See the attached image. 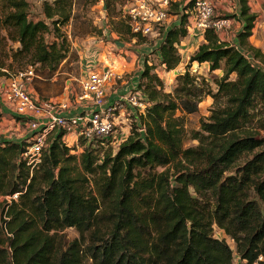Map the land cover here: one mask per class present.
<instances>
[{"label": "trees", "instance_id": "1", "mask_svg": "<svg viewBox=\"0 0 264 264\" xmlns=\"http://www.w3.org/2000/svg\"><path fill=\"white\" fill-rule=\"evenodd\" d=\"M198 1L182 10L190 12ZM74 3L45 0L43 19L33 20L28 0H0V78L32 69L34 80L36 71L59 69L68 56L61 28L72 20ZM117 3L104 0L112 19ZM240 3L239 45L206 30L171 92L146 59L136 87L145 108L117 150L112 137L84 141L78 158L63 140L65 131H54L33 167L28 140L0 143V197L19 195L0 217V264H233L235 253L264 264V66L247 57L264 64V54L248 42L257 16L247 0ZM170 13L179 24L156 27L163 40L152 57L171 72L182 62L178 45L188 36L190 15L178 4ZM125 23L124 17L114 27ZM47 33L55 41L46 42ZM196 63L223 73L212 80L216 92L191 73ZM204 97L216 107L191 136L198 144L186 148L177 113H197ZM105 143L111 150L101 154ZM68 228L79 238L58 236ZM215 228L235 248L217 238Z\"/></svg>", "mask_w": 264, "mask_h": 264}, {"label": "rangeland", "instance_id": "2", "mask_svg": "<svg viewBox=\"0 0 264 264\" xmlns=\"http://www.w3.org/2000/svg\"><path fill=\"white\" fill-rule=\"evenodd\" d=\"M31 5V19H43L42 4L45 0H28ZM215 6V18H234L236 23L232 27V30L237 32L235 36L242 31H239L237 24L240 21L242 23V29L244 22L240 20L242 6L240 0H227L221 3L220 0H211ZM251 9L257 16V22L264 24V2L262 0H248ZM190 0H171V6L175 4L180 5V13H185L182 9ZM125 0H118V7L111 15L114 19L110 18L104 0H75L73 8L72 20L61 28V33L67 38L68 56L67 59L60 65L59 69L52 75L46 73H40L36 71V78L28 85L34 98L40 102H49L53 105L64 97L80 94L81 80L84 76L83 64L84 57L86 59L89 56V50L93 52L90 55L96 58L99 57L100 65L98 68L90 70H100L104 67L111 68L114 72L120 75V78L110 84L106 91L105 101L109 103L110 98L113 99V107L116 108L114 115L120 122L114 132L111 140V147L113 150H117L118 144L123 140H126L132 134V121L136 114L142 113L144 107L141 106L140 95L136 91L135 87L139 82L142 71L145 68L146 59L152 58L150 63L156 64L155 74L163 80L165 92H171L173 86L176 84L177 75L184 73L189 61L190 50L182 51V62L173 72L167 71L164 66H159L158 61H153V53L156 44L159 42L160 37L156 35L151 36H138L136 43L132 42L133 34L129 24L125 23L123 26L116 30L114 27L120 19H124V6ZM193 11L191 10L190 13ZM239 12V16L234 14ZM189 13V12H188ZM171 14V13H170ZM239 18H238V17ZM179 18V17H178ZM239 19V20H238ZM113 20V21H112ZM174 21H171V24ZM119 31V32H118ZM45 40L48 43L55 41L52 34L47 33ZM123 40V41H122ZM121 42L124 46L116 44ZM8 46L17 48L18 44L8 41ZM100 46V47H99ZM92 49L94 51H92ZM99 54V55H98ZM87 55V56H86ZM134 55V56H132ZM253 58L252 54H248ZM133 61V62H132ZM255 61V60H254ZM158 64V65H157ZM258 66H264L263 63L256 60ZM28 66L26 69H29ZM25 69V70H26ZM36 69V68H35ZM86 71V70H85ZM190 71L193 75L199 78H204L207 82H210L214 92L216 87L212 80L214 78H220L223 73L216 71L214 73L209 72V67L198 64H192ZM12 72V71H11ZM15 73H12V75ZM234 78V77H233ZM11 79L0 78V87L9 86ZM3 82V83H2ZM72 92V93H70ZM130 96H136L138 104L134 105L129 101ZM1 98V97H0ZM3 99H0V143L3 141H18L28 140L31 144L30 137H27V127L25 125H18L20 120L16 119L14 115H11L10 111H6L9 107L4 105L2 107ZM5 103V102H4ZM53 103V104H52ZM223 103V101H222ZM216 107L214 100L211 97H204L203 101L199 105V111L197 113L187 115L178 112L177 115L182 117L186 128L185 147H192L198 144L197 141H193L191 136L194 131L199 130L201 121L206 120L211 113V110ZM12 112V111H11ZM22 121V120H21ZM22 123H25L22 121ZM14 124L16 126H14ZM256 123L251 128H255ZM50 136V135H49ZM49 138V137H48ZM68 147L73 148L71 154L79 158L83 148L84 140L75 139V137H68L65 140ZM88 146V144H87ZM99 153L107 154L110 152V147L105 143L100 146ZM78 163V161H77ZM163 170V168H159ZM93 188L92 185L89 187ZM10 197H0V217L3 219V208L12 203ZM58 236H66L69 242L79 238L78 232L73 228H68L62 232H59ZM215 236L219 239L225 238L227 242L235 248L234 242L223 234L218 228H215ZM59 240L60 238H56ZM237 257V256H235Z\"/></svg>", "mask_w": 264, "mask_h": 264}, {"label": "built area", "instance_id": "3", "mask_svg": "<svg viewBox=\"0 0 264 264\" xmlns=\"http://www.w3.org/2000/svg\"><path fill=\"white\" fill-rule=\"evenodd\" d=\"M170 7L171 0H125L124 17L128 20L134 39L138 36L155 34L156 27L163 26L170 19ZM192 11V13L186 12L191 16L189 33L196 30L204 33L212 29L217 35H221L231 25L229 18H215V6L211 0H199ZM247 57L252 64L258 66L248 54ZM90 69L93 67L87 68L80 82L82 94H73L77 102L84 104L85 110L74 116L64 113L69 109V102L61 100L56 105L53 103L50 105L49 102L39 103L38 99L34 98L28 86L35 77L32 69L9 78L11 79L9 86L0 87V97L5 105L27 124L31 133L32 146L26 157L33 167L41 163L42 150L49 135L54 131H65L64 142L68 137L73 136L89 145L112 137L120 125L114 115L116 108L105 101L108 86L120 78V75L108 67L100 70ZM129 97L132 104H138L136 96L129 95ZM141 106L145 108L143 103ZM126 140L118 144V147ZM18 196L15 194L7 197L17 201ZM233 264L250 263L235 253Z\"/></svg>", "mask_w": 264, "mask_h": 264}, {"label": "crops", "instance_id": "4", "mask_svg": "<svg viewBox=\"0 0 264 264\" xmlns=\"http://www.w3.org/2000/svg\"><path fill=\"white\" fill-rule=\"evenodd\" d=\"M220 1H221V3H224L227 0H220ZM262 1L264 2V0H262ZM247 2H248V6L250 7L251 13H255L251 9V6L249 5V1L248 0H247ZM234 14H237L239 16V12H235ZM178 17H179L178 15L171 14L170 19L168 20V22L166 24L163 25V27L167 30V29H169V28H171L173 26L178 25L179 24V18ZM229 20H230V24H231L230 27H229V29L226 30L221 35H218V36H219V38H220L221 41H223V42H225L227 44H230V45H236V46H238L239 45L238 36L237 37L235 36V33H237V32H235V31L232 30V27L234 26V24L236 23V21H235L234 18H229ZM171 21H174V22L171 24ZM189 22H191V16H189ZM238 22L239 23L237 24V26H238L237 28L239 29V31H241L242 30V23L240 21H238ZM153 35H156V36L160 37V34L157 31ZM162 40L163 39L160 37V40L156 44L154 50L157 49V47L160 45V43H161ZM132 42H135L136 43V38L135 39H132ZM203 42H204V33L203 32H200L199 30L192 31V32L188 33V36L178 45V50H179L180 54H181L182 51H188V50H190L191 52H190V54H188V56L190 58V56L198 49V47ZM248 42H249V44L251 46H253L256 49L260 50L264 54V24H260L259 21L258 22L256 21L255 27H254V29L252 31V36L248 39ZM92 51H94V50L92 49ZM92 53L93 52H91L89 50V56L86 55L87 56L86 59L84 57V60H85L84 61V64H83V71H84V73H85V70H87L88 67L98 68L99 65L101 64L99 57H98V59L96 61V58L95 57L90 56V55H94ZM132 56H134V55H132ZM201 65L202 66L209 67V64L208 63H204V64H201ZM141 72H142V69H141L140 73ZM171 72H173V71H171ZM70 93H72V92H70ZM80 94H82V91H81ZM61 100L62 101L69 102V109L66 110V111H64L65 115L74 116V115H76V114H78V113H80V112H82V111L85 110L84 104H80L79 102L76 101L75 98H73V93H72L71 96H67L66 98L63 97ZM112 103H114L113 102V99L110 98L109 105L112 104ZM4 105H5V103H4V101H2V107ZM3 108L5 109L6 107L4 106ZM6 111H10L11 115H14V113L11 112V110L9 108L6 109ZM18 120H20V119H18ZM19 125H25L28 128L27 124L26 123H22L21 120H20V122L18 123L17 126H19ZM14 126H16V125L14 124ZM30 135H31V133H30L29 129H27V137H30ZM21 141L22 140H18L16 142H21Z\"/></svg>", "mask_w": 264, "mask_h": 264}, {"label": "water", "instance_id": "5", "mask_svg": "<svg viewBox=\"0 0 264 264\" xmlns=\"http://www.w3.org/2000/svg\"><path fill=\"white\" fill-rule=\"evenodd\" d=\"M116 44H118V45H120V46H124V44L123 43H121V42H116Z\"/></svg>", "mask_w": 264, "mask_h": 264}]
</instances>
